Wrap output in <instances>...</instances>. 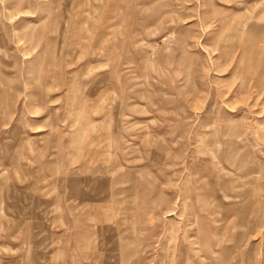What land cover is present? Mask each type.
I'll list each match as a JSON object with an SVG mask.
<instances>
[{"label": "rangeland", "instance_id": "rangeland-1", "mask_svg": "<svg viewBox=\"0 0 264 264\" xmlns=\"http://www.w3.org/2000/svg\"><path fill=\"white\" fill-rule=\"evenodd\" d=\"M0 264H264V0H0Z\"/></svg>", "mask_w": 264, "mask_h": 264}]
</instances>
